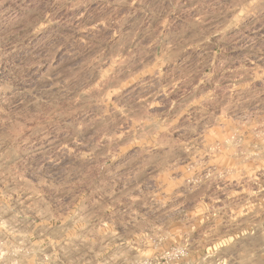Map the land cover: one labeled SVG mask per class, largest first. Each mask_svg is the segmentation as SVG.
<instances>
[{
    "label": "rangeland",
    "instance_id": "374dc122",
    "mask_svg": "<svg viewBox=\"0 0 264 264\" xmlns=\"http://www.w3.org/2000/svg\"><path fill=\"white\" fill-rule=\"evenodd\" d=\"M0 264H264V0H0Z\"/></svg>",
    "mask_w": 264,
    "mask_h": 264
}]
</instances>
